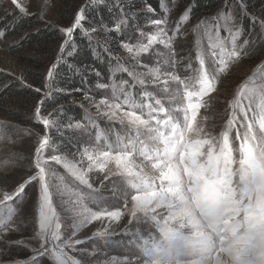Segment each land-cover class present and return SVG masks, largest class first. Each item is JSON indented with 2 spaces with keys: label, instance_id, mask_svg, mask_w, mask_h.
<instances>
[{
  "label": "rangeland",
  "instance_id": "rangeland-1",
  "mask_svg": "<svg viewBox=\"0 0 264 264\" xmlns=\"http://www.w3.org/2000/svg\"><path fill=\"white\" fill-rule=\"evenodd\" d=\"M80 1L18 0L27 14L12 0H0V7L15 16L28 15L61 29L63 39L57 52L63 54L70 47L71 37L62 29L73 26L81 10L77 9ZM257 1L263 9L261 20L249 17L241 1H235L237 5L229 13L221 12L211 19L191 18L188 9H174L176 2L163 3L162 23H152L130 37L128 45L147 43L149 36L161 30L166 35L139 57L125 48L123 67L133 83L128 86L112 80L107 87L98 86L94 95L74 102L85 111L81 128L74 126L79 122L65 126L58 120V109L46 107L56 93L47 79L55 63L49 61L39 68L45 85L37 92V87L29 86L21 76V67H29L34 60L12 54L16 44L4 39L0 27V75H7L11 85L29 86L38 93L29 108L0 99V129L4 132L0 139V208L7 205L13 210L11 221L0 217V264H55L48 255L33 251L40 245L35 235L39 182H29V177L38 172L36 149L44 135L50 141L43 159L48 161L46 169L56 173L51 182L60 190L53 203L62 223L72 225L76 221L70 210V202L76 198L93 211L107 208L122 213L120 222L110 225L114 234L107 238L93 236L108 226L107 220L81 228L74 238L83 243L74 245L75 250L65 249L75 259L104 261L116 257L115 264H264V90L246 89L264 85V0ZM185 14L188 19L183 21ZM241 14L257 25L254 34L241 27ZM215 19L218 24L211 23ZM216 25L228 51L232 50L233 35L240 33L235 40L240 55L228 59L223 72L219 71V50L217 56L212 55L205 35L210 27L215 33ZM169 38L171 46L159 42ZM197 38L205 53V67L215 78L214 92L200 95L194 82L185 84L183 80L151 82L149 70L153 68L162 74L175 73L181 79L192 76L199 68ZM111 72L113 76L117 71L113 67ZM136 77L145 83L140 84ZM113 85L117 89L122 86L124 92L114 91ZM101 100L105 104L100 105ZM37 107L41 117L56 124L45 129L36 119ZM103 112L115 115L109 119ZM74 134L78 139L70 149L63 140L73 139ZM85 148L92 154L94 165L81 157ZM53 155L76 163L93 189L51 160ZM99 165L104 166L103 171ZM21 184H25L23 192L4 201V195L15 193ZM209 184L221 195L232 193L226 214L212 209L205 195ZM75 231L62 226V239H69Z\"/></svg>",
  "mask_w": 264,
  "mask_h": 264
},
{
  "label": "trees",
  "instance_id": "trees-1",
  "mask_svg": "<svg viewBox=\"0 0 264 264\" xmlns=\"http://www.w3.org/2000/svg\"><path fill=\"white\" fill-rule=\"evenodd\" d=\"M235 1H241L249 17L253 15L255 19H262L263 9H260L257 0H81L77 9L84 11L85 19L81 28L74 30L70 47L63 54L57 52L63 39L61 29L40 22L37 18L20 14L15 16L11 10L0 7V27L4 32V39L16 44L11 49L12 54L34 60L29 67H21V76L25 82L28 81L29 86L42 89L45 77L39 72V68L49 61L56 64L50 82L51 87L54 85L56 93L50 96V106H46L48 99L45 106L58 109V120L67 126L75 122L85 123V111H81L74 102L81 100L83 96L87 98L97 93L99 84L109 86L112 80L127 82L128 86L133 83V79L129 78L128 71L123 67L124 45L128 44L130 37L145 31L153 21L165 18L163 3L173 5L176 2L174 9H188L191 18L199 19L203 16L211 19L221 12L229 13L231 7L237 5ZM149 6L153 11L148 10ZM249 17L241 14L240 24L246 32L254 34L257 25ZM121 19L127 23L121 25L117 31L116 24ZM218 22L215 19L211 23ZM58 54L60 60L57 63ZM35 63L37 65H34ZM113 67L117 71L113 75L114 78L111 72ZM11 84L7 75H0L1 101L19 103L22 108L31 107L38 93L32 87L24 88L17 83ZM74 135L73 139L65 137L63 140L70 149L75 148L78 139L77 134Z\"/></svg>",
  "mask_w": 264,
  "mask_h": 264
},
{
  "label": "snow or ice",
  "instance_id": "snow-or-ice-1",
  "mask_svg": "<svg viewBox=\"0 0 264 264\" xmlns=\"http://www.w3.org/2000/svg\"><path fill=\"white\" fill-rule=\"evenodd\" d=\"M12 3L16 5L17 8L20 9V11L24 14H27L26 8L18 3V0H12ZM149 11H153L151 7L149 6ZM85 19L84 11L81 9L75 16V22L72 27L62 29V31L68 36L72 37L74 30L77 28H81L82 21ZM183 21H186L188 19L187 14H185L182 18ZM126 20H119L116 24V30L119 31L121 25L126 24ZM153 23L159 25L162 23V21L156 20L153 21ZM199 27V26H198ZM219 25L215 26V33H213L212 28H208L205 31V35L207 36L208 40V46L212 50V55L217 56V49L219 50V63L221 67L219 68L220 72L225 71V69L228 66V59L232 57L238 58L240 53L236 50L235 47V40L237 37H239L240 33L239 31L235 32L232 38V50L228 51L225 48V42L220 39L219 34ZM179 31V29H177ZM229 32H231V29H228ZM87 34V32H85ZM161 35H166V33L161 30L160 33H157L156 35H151L147 38V43H139L135 45V47L130 46L128 44H125L124 47L127 49L129 53H133L135 56L139 57L143 53H147L151 46L158 42L159 37ZM3 36V32H0V37ZM171 40L172 38H169L165 41H159L164 42L168 46H171ZM68 41H65V44H67ZM197 44V56L196 59L199 61V68L196 69L193 72V75L190 77H187L185 79H181L178 75L175 73H164L162 74L160 72L159 68H153L149 70V74L153 77L152 83H156L158 81H162L163 83H167L168 79L177 80L178 82L180 80H183L185 84H188L189 82H194L197 87L200 89L199 94L205 95L211 92L215 91V78L210 77L207 68L205 67V53L204 50L200 47V39L197 38L196 41ZM61 51H63V48H61ZM57 63L60 60V57L57 56L56 58ZM56 64L52 65V68L47 72V79L50 81L53 78V69H55ZM191 67V64L189 65ZM125 71L127 69H124ZM132 75V73H130ZM137 81L140 84H144L145 81L143 79H140L139 77H136ZM127 83V82H125ZM100 87H107V85H99ZM113 90L119 92H124V88L121 86L117 89L116 85H113ZM251 88L252 90L261 89L264 90V85H262L260 88H257L255 85L252 87H247L246 89ZM37 92L40 91L39 88L36 89ZM79 91V89H77ZM45 95H48L45 93ZM40 103H43V100L40 101ZM105 104V100L100 101V105ZM99 107V105H97ZM116 108H119L120 105L116 104ZM104 116H107L109 119L112 118L115 113H109V112H103ZM36 119L43 124L45 129L53 126L56 124V121L50 120L48 117H41L40 116V110L39 107L36 109ZM0 124H3L2 121H0ZM69 127H72L73 125L69 124ZM76 128L83 127L82 124L76 123L74 125ZM4 138V132L3 129H0V139ZM50 137L48 135H44L41 137L38 147L36 149V157H35V167L38 169V172L36 175H33L29 177L30 181H38L39 182V198H38V216L36 217V223L38 224V231H36L35 235L40 241L39 248L33 249L34 253L44 256L48 255L51 257L55 264H115V261L117 260L116 257H112L109 260H79L75 259L74 257L70 256L68 252L65 250L66 248H72L74 249V245L83 243L80 239H75V234L79 232V230L83 227H86L88 224L99 221V220H107L109 221V224L107 227L102 228L101 230L93 233V236L101 237V238H107L110 235L114 234L110 230V225L112 222H115L118 224L120 222V218L122 213H119L117 211H109L107 208H100L98 211H93L92 209L88 208L86 205H84L81 202V199L76 198L74 202H70V210L72 213L75 214L76 221L72 225H67L62 223L61 215L57 212L56 207L53 203V196L56 194L57 191H59L58 185H53L51 182V177L56 175L55 172H53L50 168L45 167L47 165L48 161L43 159V150L49 146ZM82 158H85L89 161H92L93 165L95 164L92 154L87 151L85 148L83 153L81 154ZM51 160L55 161L57 164H62L63 167L73 176L75 177L80 183L87 185L90 189H93V185L90 184L89 180L86 177V174L80 170L78 165L71 160H69L65 156L61 155H53L51 157ZM99 170L103 171L104 166L99 165L97 166ZM91 171V167L88 169ZM61 181L63 178H60ZM25 187V184H21L19 188L16 190L13 194H5L4 195V201L11 200L14 196L19 195L21 192H23ZM0 203H3V201H0ZM134 215V213H133ZM13 216V210L5 205L4 208H0V217L5 218L7 221H11V218ZM6 226V225H5ZM62 226L67 230L68 227H73L76 231L72 234V236L64 240L62 239L61 235V228ZM0 231H3V227H0ZM107 243L108 241L105 240ZM22 243V242H17ZM95 255V253H93ZM35 259V257L33 258ZM12 264H17V262H12ZM37 264L39 262L37 261Z\"/></svg>",
  "mask_w": 264,
  "mask_h": 264
},
{
  "label": "clouds",
  "instance_id": "clouds-1",
  "mask_svg": "<svg viewBox=\"0 0 264 264\" xmlns=\"http://www.w3.org/2000/svg\"><path fill=\"white\" fill-rule=\"evenodd\" d=\"M207 189L205 195L207 196L212 209L217 214H226L225 209L230 210L232 193L229 191L225 195H221V193L216 190V187L211 184L207 185ZM196 195L198 197L201 195L199 189L196 190Z\"/></svg>",
  "mask_w": 264,
  "mask_h": 264
},
{
  "label": "bare ground",
  "instance_id": "bare-ground-1",
  "mask_svg": "<svg viewBox=\"0 0 264 264\" xmlns=\"http://www.w3.org/2000/svg\"><path fill=\"white\" fill-rule=\"evenodd\" d=\"M175 168V167H174ZM222 260V259H221ZM203 264H206V263H203Z\"/></svg>",
  "mask_w": 264,
  "mask_h": 264
}]
</instances>
